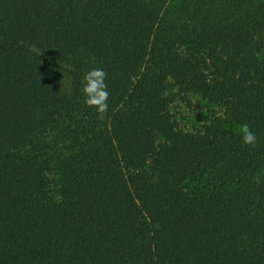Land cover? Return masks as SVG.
<instances>
[{"label":"trees","instance_id":"1","mask_svg":"<svg viewBox=\"0 0 264 264\" xmlns=\"http://www.w3.org/2000/svg\"><path fill=\"white\" fill-rule=\"evenodd\" d=\"M0 264H264V0H0Z\"/></svg>","mask_w":264,"mask_h":264},{"label":"rangeland","instance_id":"2","mask_svg":"<svg viewBox=\"0 0 264 264\" xmlns=\"http://www.w3.org/2000/svg\"><path fill=\"white\" fill-rule=\"evenodd\" d=\"M171 96H173L171 113L178 125L185 131L197 130L201 125L208 123L210 118L221 116L222 114V110L219 107L209 105L199 97L188 95L183 98L174 90ZM233 130L239 131L240 128L234 127Z\"/></svg>","mask_w":264,"mask_h":264},{"label":"clouds","instance_id":"3","mask_svg":"<svg viewBox=\"0 0 264 264\" xmlns=\"http://www.w3.org/2000/svg\"><path fill=\"white\" fill-rule=\"evenodd\" d=\"M105 72L101 68H93L89 70L83 78L82 91L85 95V102L90 107H95L98 113L107 110V96ZM242 143L244 145H253L256 143L257 137L255 133L250 131L247 126L243 128Z\"/></svg>","mask_w":264,"mask_h":264}]
</instances>
